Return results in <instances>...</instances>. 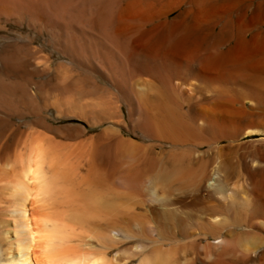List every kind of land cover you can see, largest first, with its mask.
I'll use <instances>...</instances> for the list:
<instances>
[{
    "label": "bare ground",
    "instance_id": "6f19581e",
    "mask_svg": "<svg viewBox=\"0 0 264 264\" xmlns=\"http://www.w3.org/2000/svg\"><path fill=\"white\" fill-rule=\"evenodd\" d=\"M21 21L33 35L0 46V114L38 97L106 117L93 157L111 186H78L46 136L4 146L0 264H264V0H0V22ZM131 205L147 206L93 220Z\"/></svg>",
    "mask_w": 264,
    "mask_h": 264
},
{
    "label": "rangeland",
    "instance_id": "374dc122",
    "mask_svg": "<svg viewBox=\"0 0 264 264\" xmlns=\"http://www.w3.org/2000/svg\"><path fill=\"white\" fill-rule=\"evenodd\" d=\"M28 31V27L24 21L11 23L0 22V46L4 42L14 38L26 41L33 35L30 32L27 33ZM46 37L47 36L38 37L36 39V44L40 46L44 44L42 47H44V49L47 47L45 50L50 54L51 59L54 60L56 57ZM42 41L46 42L47 46ZM48 47L51 48V52ZM24 68L25 66L22 68L24 70L21 73L22 77L18 78V81H24L27 76V71H25L26 68ZM39 78L40 77L36 76V79ZM93 80L101 91L104 90V92H106V99L109 98L111 96L109 93L114 90L99 77L94 76ZM83 102H90V100L86 99ZM118 104L121 103L119 102ZM121 105L126 124L120 127V133H122L124 138L141 141L139 137H135V135L138 134L137 130H131L127 127V123L129 122L128 111L125 105ZM22 106L24 111L19 115L5 116L0 114V153L5 149L4 146H6L13 155L22 154L25 152L26 144H28L30 140L39 136L43 139V137L46 136L44 140L51 144L58 153L60 152L62 156L61 159H64L63 162L65 161V167L71 169L77 175L78 186L83 187L87 179H99L98 185L102 188H107V185L111 186V180L109 179L106 167L97 162L95 157H93L95 148L100 146L104 147L109 142L110 124L108 120L106 121V117L102 119L93 118L92 124L85 118L79 116V114L72 109L68 110L64 106L57 107L53 104L51 98L40 99L37 97L35 105L33 106L34 108L32 109L27 108L28 105ZM89 110L90 107H87L86 111ZM44 125L49 126V128H45ZM1 197L3 199H1ZM0 199L2 200V203L0 202V219L5 220L8 218L9 204L6 202V198H4L3 195L1 196V194ZM132 206L133 205L127 207L123 206L124 208L119 207L108 213L106 217L102 216L103 218L100 217L93 220H96V224H102L110 222L114 217L124 220L130 219L135 215V212L137 214L142 213L147 205L144 207Z\"/></svg>",
    "mask_w": 264,
    "mask_h": 264
}]
</instances>
